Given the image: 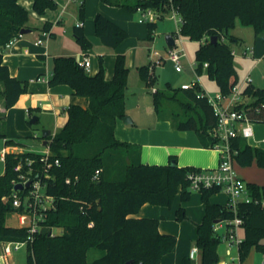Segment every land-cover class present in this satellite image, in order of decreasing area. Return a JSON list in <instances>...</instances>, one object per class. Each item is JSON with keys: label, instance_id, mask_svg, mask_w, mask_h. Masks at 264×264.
<instances>
[{"label": "trees", "instance_id": "16d2710c", "mask_svg": "<svg viewBox=\"0 0 264 264\" xmlns=\"http://www.w3.org/2000/svg\"><path fill=\"white\" fill-rule=\"evenodd\" d=\"M101 1L131 13L152 9L162 18L165 13L176 10L182 19V37L199 44L195 51L196 73L201 76L206 72L226 95L238 83L232 52L233 46L242 40L230 33L236 21L239 19L243 26L252 27L256 37L264 35V0ZM57 8L54 0H33V10L39 16ZM29 17L19 0H0V96L6 109L28 92V82L11 75L4 63V53L7 44L18 38L23 28H29ZM80 18L85 19L84 1L80 5ZM95 18V32L106 47L115 49L129 37L103 14L98 13ZM52 26L51 22H45L42 31L49 33ZM155 28L156 22L148 23L149 40ZM72 32L80 48H92L83 26H74ZM212 37L217 40L211 42ZM139 73L144 84L154 88L156 77L150 66L140 67ZM128 77L129 68L122 54L117 55L111 80L105 78L102 57L95 76L79 66L74 56L53 58L49 86H70L75 95L88 100V107L69 106L65 127L47 138L52 158L58 159L60 165L51 170L47 193L55 198V208L46 212L45 223L62 232L56 236L35 235L33 242L26 246L27 264H160L175 249L177 237L161 233L158 219L132 216L145 204L171 207L180 194L182 202L176 219L185 220L184 204L192 194L188 174L200 169L179 167L176 163L173 166L172 161L167 165H145L141 161L140 146L116 138L117 123L126 116ZM202 93L199 84L192 89H175L168 84L164 89L152 90V97L159 119L170 121L178 131H195L201 145L208 150L219 142L213 135L217 118ZM244 93L251 99L245 107L248 115L255 123H264V88L252 84ZM0 138H5V134L0 133ZM6 144L18 145L13 140ZM233 146L238 150L239 166L256 162L264 169V149L251 146L243 138L233 140ZM40 157L32 152L10 153L6 157L5 171L0 175V245L22 242L29 236L26 228L8 227L6 220L16 210L10 200L15 166L20 160ZM97 170L100 174L94 180ZM68 178L72 181L70 184L66 183ZM248 184L254 197L264 193V186ZM220 192L216 188L199 192L205 207L204 219L197 224L196 244L201 264L221 262L218 248L222 237L215 231L216 221H231L235 216L243 220L245 237L238 248L239 261L243 263L253 248L264 252V210L255 202H241L235 214L227 205L211 202L212 196ZM92 248L104 251V255L88 263L87 253ZM182 264L193 262L184 257Z\"/></svg>", "mask_w": 264, "mask_h": 264}, {"label": "crops", "instance_id": "0c3cea01", "mask_svg": "<svg viewBox=\"0 0 264 264\" xmlns=\"http://www.w3.org/2000/svg\"><path fill=\"white\" fill-rule=\"evenodd\" d=\"M58 8L54 11H47L44 16H39L33 10V0H19L29 12V29L32 33L20 35L14 45L7 49L4 53V63L7 64L10 73L13 77L21 81L28 82V92L21 95L17 103L10 109H6L3 105L0 96V133L5 134L2 138V143L13 140L18 145L10 147L11 152H34L42 153L46 150L47 143L43 140L40 146L35 145V139H40L38 134L32 136V145L27 144L24 138H31L29 132V124L26 121L29 116L37 118L36 124L41 128V131H51L50 136H54L60 132L68 121L67 109L71 105H79L83 108L88 107V100L84 97L75 95L73 89L68 85H58L50 87L48 80L53 71V58L59 56H74L76 59L87 58L90 60V68L87 71L90 76H95L100 70V58H103L106 80H111L114 76L115 64L117 55L122 54L126 57V65L129 71L133 69L139 73L140 67L150 66L151 73L156 77V68L151 69L153 60L156 56L161 57L157 53L156 45L160 44L163 39L167 43V36L174 37L177 29V21L169 19L170 24H161L159 30L158 22L153 33V38L149 40L148 23L143 26L144 22H136L131 12L125 8L110 6L104 4L101 0L94 3V7H89L88 3L85 19L80 18V5L74 0H54ZM84 3L86 0H83ZM82 1V2H83ZM138 12V11H137ZM101 13L108 19H111L116 25L124 29L128 36L117 48L111 49L106 47L95 32L94 19L95 16ZM37 20L40 23H37ZM45 22L53 24L49 36L44 35L42 27ZM82 24L84 32L92 43L90 50L80 48L73 36V27ZM174 26V29L172 28ZM165 35L162 38V35ZM175 38V37H174ZM37 39H42V45H35ZM185 41H188L184 39ZM183 47L185 50V46ZM199 45V44H198ZM168 50L171 46L167 44ZM152 48L155 50L152 52ZM196 47L195 51L197 50ZM146 53H143L142 51ZM186 52V51H185ZM254 48V55L256 58ZM188 55V54H187ZM186 55V56H187ZM245 57V56H244ZM250 57V56H248ZM247 57V58H248ZM164 59V57L162 56ZM263 57L257 59V63L262 62ZM165 62V61H164ZM195 67V64L193 65ZM176 70V69H175ZM196 75L190 83L195 81L205 90L203 81L193 68ZM177 72V70H176ZM181 72L178 73H182ZM239 73V72H238ZM238 77L240 78L239 74ZM131 74V73H130ZM140 74V73H139ZM264 79V78H263ZM260 80V78L258 79ZM262 80V79H261ZM263 81V80H262ZM261 84L253 85L261 88ZM130 76L128 77V88L126 91V116L129 118L128 123L123 119L119 120L116 126L115 135L120 141L128 142L140 146L141 161L145 165H167L174 161L179 167H193L198 169H215L219 164V153L215 149L204 148L198 135L195 131H178L170 121L159 119L154 109L152 90L157 89L155 83L154 88H148L144 81L138 82L137 87H131ZM218 88V87H217ZM0 89H2L0 85ZM219 89V88H218ZM27 124V126H26ZM35 124V125H36ZM33 126V125H32ZM31 128V127H30ZM254 128L253 139L248 140V143L253 147L264 149V128L258 126ZM43 139V138H42ZM48 142V141H47ZM238 170V168L236 169ZM241 178H244L247 172L237 171ZM259 186L264 184L257 180L251 181ZM219 194V193H218ZM212 196L213 204L224 205L228 203L227 198ZM180 194L176 196L172 207L158 206L145 204L133 218H152L160 221L159 230L163 234L177 235V245L175 249L165 255L160 264H182L184 257L190 258L191 249L183 244V238L180 231L184 228L183 224H176V212L181 205ZM187 217L192 222L190 231L195 234L197 240V224L204 219L205 207L202 201L201 194L192 196L189 202L184 204ZM183 223L182 221H177ZM223 222L217 224L218 233L221 230ZM225 224V223H224ZM226 225V224H225ZM183 227V228H182ZM244 236V234H243ZM245 237V236H244ZM227 251V250H226ZM92 252L93 259L88 261V254ZM230 257L225 261L221 256L219 264H243L237 263L239 260L238 248L237 256L233 255L231 250ZM228 253V252H227ZM104 255V251L92 248L87 253V262L92 263ZM200 256V252L196 254V258ZM6 264V262H0ZM10 264V262H8Z\"/></svg>", "mask_w": 264, "mask_h": 264}, {"label": "built area", "instance_id": "2783aa9c", "mask_svg": "<svg viewBox=\"0 0 264 264\" xmlns=\"http://www.w3.org/2000/svg\"><path fill=\"white\" fill-rule=\"evenodd\" d=\"M141 13L140 22L154 23L157 19H161L162 16L158 12L152 9H139ZM172 18L177 21V29L174 35V46H171L168 51V60H170L177 72L183 70L181 61L186 58L187 54L184 50V39L180 32L182 19L177 18L179 14L176 10L172 9ZM164 17V16H163ZM79 26H82L80 24ZM50 32H44L45 36H49ZM17 38L10 41L5 47V51L10 49L16 42ZM44 41L37 39L35 45H42ZM233 55L235 51L233 50ZM254 49L247 48L244 52V56H253ZM162 56H156L151 65L152 68H156L162 63ZM79 66L84 67L86 71L90 68V60L87 58L77 59ZM207 67V64H205ZM252 78L250 74L243 79L240 84L237 83L229 94H224L218 90L214 95H208L203 89L202 96H206L208 103L213 108L215 116L217 118V126L214 129L213 135L217 137L219 142L215 145L214 149L219 153V164L215 169H200L188 174V180L190 182V189L192 191L201 192L203 189H219L221 192H225L228 196L227 206L235 214H237L238 205L241 202H255L264 210V193L259 197H254L250 191L249 184L238 175L236 170V156L238 150L233 146V140L235 139H253L254 136V121L248 115L247 110L244 108V103L250 99V97L244 93L247 86L252 85ZM198 84L197 81L190 83L189 85H182V89H192ZM155 90V89H153ZM10 147L6 143L0 148V161L3 162L4 167L6 157L10 153H22L11 152ZM34 153V152H33ZM40 154L38 159L26 158L20 160L14 168L16 177L12 180V194L10 200L13 207L16 209L14 214L18 218L19 227L26 228L29 236L22 242H7L1 244L3 251L0 254V262H6L8 264L9 257L15 250H19L21 246H27L29 242H33L35 235L40 234L46 225V212L49 209L55 208V198L47 193L49 188V181L52 179L51 170L60 165L58 159L52 158V152L47 142L46 150ZM100 171L97 170L93 179H98ZM72 181L68 178L67 184ZM21 184V190H15L17 185ZM226 224V234L223 236V240L227 243V254L230 255L233 247L239 248L243 242V238L239 235L238 230L242 228L243 220L235 216L234 220L224 222ZM217 226V225H216ZM49 236H56L54 234V228L49 227ZM61 232L62 230L58 228ZM57 229V230H58ZM215 231H218V227H215ZM60 232V233H61ZM59 233V234H60ZM200 252L198 248H193L190 253V259L194 260L196 254Z\"/></svg>", "mask_w": 264, "mask_h": 264}, {"label": "rangeland", "instance_id": "374dc122", "mask_svg": "<svg viewBox=\"0 0 264 264\" xmlns=\"http://www.w3.org/2000/svg\"><path fill=\"white\" fill-rule=\"evenodd\" d=\"M74 1L77 3V5H80L83 0H74ZM97 1L99 0H86L85 9H87L88 3H91L89 7L92 8L94 7V3H98ZM85 15H86V10H85ZM130 15H133V18L136 22L140 21L139 19L141 17V13L139 11L136 13H131ZM177 18H180V16H177ZM169 19L171 20L173 19L171 12L165 13L163 18L156 20V22H158V25H159V30L161 29L160 27L161 24L172 23L173 25V22H175L174 19H173V22H171ZM37 23H40V21L37 20ZM146 24L147 22L143 23V26L145 27ZM242 24L243 23H241V21L238 19L235 23V26L230 31L232 35L242 40L239 45L233 46V49L235 51L234 64H235L236 71L239 72L238 74L240 76V78L238 77V83L240 84L241 82H243V79L250 74V77L252 78V81H253L252 83H255V85L263 83L259 87L264 88V79H263L264 78V59H262V62L257 63V65L253 67L256 64L257 59L259 57L264 58V35H262L261 37L260 36L256 37L254 29L252 27L243 26ZM172 28L174 29V26H172ZM160 35H162V32L160 33ZM164 36L165 35H162V38H164ZM184 46H185L186 54L188 55L186 58H184L181 61L183 72L178 73L175 70L174 64L170 60L167 59L169 50H168L165 39H163V41L160 44L156 45L155 48L157 50V53H159L160 55L162 54V56L164 57L161 65H158L156 67L157 70H155L156 71V84L158 86L157 87L158 89H164L166 88L168 84H170L172 88L178 89V88H181L182 85H189L190 82L194 78H196V75L193 71V68L195 67L193 65L195 64V49L198 46V43L192 42V41H185ZM247 48H253V49L255 48V51H256L255 59L252 58L251 56L248 58L244 57V52ZM154 49L152 48V52L155 51ZM142 52L146 53L144 50ZM129 76H130V85H132L131 87H137L138 82L142 80L140 77V74L137 71H134L132 69L131 72L129 71ZM259 78L260 80H258ZM200 80L203 81L205 91L207 92L208 95L214 96L218 92V88H217L215 81L210 79L208 75L206 74V72H204L201 75ZM250 102H251V99L247 100L244 103V108ZM177 107H175V110L177 109ZM26 119H27L26 121H29L30 120L29 116ZM258 126H261L264 128V123H257V122L254 123L255 128H257ZM28 129H29V132H30L29 134L31 138H24L25 139L24 141L27 144L32 145V136H34V134L35 135L38 134L40 139H35V145L39 147L41 142L44 140L41 137L42 131H41L40 126L36 124V125H33L31 128L29 127ZM262 137H264V135ZM3 146L4 144L2 143V138H0V148ZM237 168L239 172L241 171L247 172L243 178L247 183H251V181L257 180L259 183L264 184V169L260 168L256 162H253L250 166H239L238 164H236V169ZM4 171H5L4 164L3 162L0 161V175H3ZM198 195H199V192L192 191L191 197L198 196ZM217 196L223 199L224 198L228 199V196L225 192H220ZM174 222L176 224L184 225V228L182 227L183 229L182 231H180V234L183 238V244L186 247L188 246L190 249L192 247H197L195 234L193 236V232L190 231V228L192 227V222L190 218L187 217L185 220L182 221L183 223L177 222L176 220ZM6 223L8 227H19L18 218L14 213H10L7 216ZM226 229L227 227L223 222L221 230L219 231V234L221 235L222 238L226 234ZM60 232L61 231L59 229L57 230V228H54L53 230L54 234H59ZM238 232L241 238L244 237L243 228H240ZM226 250H227V243L222 239V243L219 245L218 251H220L219 253L225 261H227L228 258L230 257L227 254ZM231 250L234 252L233 255L237 256V248L233 247ZM2 251H3V248L0 245V254H2ZM27 256H28L27 247L21 246L19 250H15L12 253L8 261L10 262V264H27ZM92 257L93 255L91 252L88 254V261H91L93 259ZM236 262L240 263L239 260H237ZM195 264H201V258L197 257ZM243 264H264V252L257 251L255 248H253L249 256L243 262Z\"/></svg>", "mask_w": 264, "mask_h": 264}, {"label": "water", "instance_id": "95a60500", "mask_svg": "<svg viewBox=\"0 0 264 264\" xmlns=\"http://www.w3.org/2000/svg\"><path fill=\"white\" fill-rule=\"evenodd\" d=\"M30 33H32V30L31 29H29V28H23L22 30H21V33H20V35H27V34H30ZM217 39H216V37H212V39H211V42H213V41H216ZM174 43H175V41H174V37L172 36V35H169V36H167V44L169 45V46H174ZM128 120H129V118H127V117H125V118H123V121L126 123H128ZM36 122H37V118L36 117H33L32 119H30L29 121H28V124H30V125H35L36 124ZM51 131H48V130H43L42 131V138L45 140V144L47 143V138L51 135V133H50ZM172 165L174 166L175 165V162L174 161H172ZM22 189V185L21 184H19V185H17L16 187H15V190H21ZM221 221H216V224H218V223H220ZM49 227H44L42 230H41V235H43V236H47V235H49L50 233H49Z\"/></svg>", "mask_w": 264, "mask_h": 264}]
</instances>
